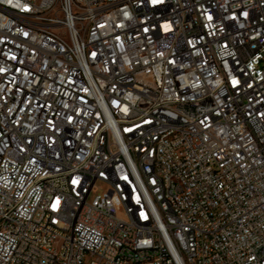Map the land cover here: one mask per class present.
Returning a JSON list of instances; mask_svg holds the SVG:
<instances>
[{
	"label": "built area",
	"instance_id": "1",
	"mask_svg": "<svg viewBox=\"0 0 264 264\" xmlns=\"http://www.w3.org/2000/svg\"><path fill=\"white\" fill-rule=\"evenodd\" d=\"M0 264H264V0H0Z\"/></svg>",
	"mask_w": 264,
	"mask_h": 264
}]
</instances>
